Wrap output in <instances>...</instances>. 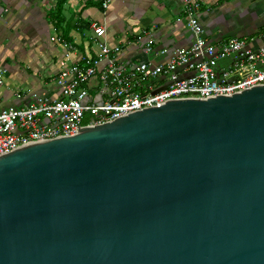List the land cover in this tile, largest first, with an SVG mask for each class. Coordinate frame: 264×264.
I'll use <instances>...</instances> for the list:
<instances>
[{
	"label": "water",
	"instance_id": "obj_1",
	"mask_svg": "<svg viewBox=\"0 0 264 264\" xmlns=\"http://www.w3.org/2000/svg\"><path fill=\"white\" fill-rule=\"evenodd\" d=\"M0 264H264V85L0 156Z\"/></svg>",
	"mask_w": 264,
	"mask_h": 264
},
{
	"label": "crops",
	"instance_id": "obj_2",
	"mask_svg": "<svg viewBox=\"0 0 264 264\" xmlns=\"http://www.w3.org/2000/svg\"><path fill=\"white\" fill-rule=\"evenodd\" d=\"M104 1L67 0L59 15L54 0H0V64L6 71L0 87L2 106L19 107L34 95H57L54 78L61 61L98 58L101 44L120 47L119 63L130 72L142 62L165 63L174 49L194 43L185 13L188 0ZM192 1L199 3L204 36L216 46L235 37L253 47L264 41V0ZM92 23L104 27L105 35L97 37ZM54 36L66 43L52 42ZM149 43L153 50L147 53ZM164 49L169 53L161 54ZM167 86L164 78H149L141 92Z\"/></svg>",
	"mask_w": 264,
	"mask_h": 264
},
{
	"label": "built area",
	"instance_id": "obj_3",
	"mask_svg": "<svg viewBox=\"0 0 264 264\" xmlns=\"http://www.w3.org/2000/svg\"><path fill=\"white\" fill-rule=\"evenodd\" d=\"M199 8L198 2L187 1V26L195 37L194 43L174 49L165 63L142 62L127 72L119 63L121 48L101 44L98 58L85 57L76 63L61 61L54 78L57 95H34L19 107L0 103V156L73 136L81 127L114 121L171 100L230 96L264 85V41L253 47L235 37L216 46L204 36ZM91 28L97 37L106 33L98 23H92ZM51 41L66 43L61 36L51 37ZM152 50L149 43L146 51ZM160 53L165 55L169 50ZM218 63L225 65L218 69ZM5 72L0 64V87ZM158 77L168 81L165 89L141 92L145 79Z\"/></svg>",
	"mask_w": 264,
	"mask_h": 264
},
{
	"label": "trees",
	"instance_id": "obj_4",
	"mask_svg": "<svg viewBox=\"0 0 264 264\" xmlns=\"http://www.w3.org/2000/svg\"><path fill=\"white\" fill-rule=\"evenodd\" d=\"M54 1L56 2V11L58 12V14L59 15L63 14V7L66 4L67 0H54ZM101 6H103V2Z\"/></svg>",
	"mask_w": 264,
	"mask_h": 264
},
{
	"label": "rangeland",
	"instance_id": "obj_5",
	"mask_svg": "<svg viewBox=\"0 0 264 264\" xmlns=\"http://www.w3.org/2000/svg\"><path fill=\"white\" fill-rule=\"evenodd\" d=\"M1 44V43H0ZM222 66H224V64H220L218 63V69L221 68Z\"/></svg>",
	"mask_w": 264,
	"mask_h": 264
}]
</instances>
